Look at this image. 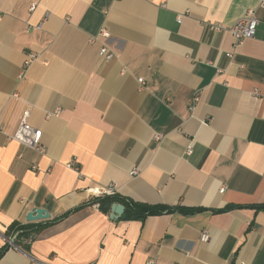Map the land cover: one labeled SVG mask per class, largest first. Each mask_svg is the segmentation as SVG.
Here are the masks:
<instances>
[{
  "label": "crops",
  "instance_id": "1",
  "mask_svg": "<svg viewBox=\"0 0 264 264\" xmlns=\"http://www.w3.org/2000/svg\"><path fill=\"white\" fill-rule=\"evenodd\" d=\"M263 1L0 0V250L42 224L0 264H264ZM27 110L45 153L12 139ZM110 184L161 212L111 218L89 191Z\"/></svg>",
  "mask_w": 264,
  "mask_h": 264
},
{
  "label": "built area",
  "instance_id": "2",
  "mask_svg": "<svg viewBox=\"0 0 264 264\" xmlns=\"http://www.w3.org/2000/svg\"><path fill=\"white\" fill-rule=\"evenodd\" d=\"M262 6L264 7V1L262 3ZM179 21L182 20V15L178 17ZM259 25V19L256 14L255 9H250L248 12L241 18H239L233 25L229 26L227 30H229L233 37H234V47L238 48L241 46L244 41L248 38L254 37L256 34L257 28ZM212 29L219 30L221 29L220 25H211ZM100 35H102L105 38H108L110 36L109 31L106 29H101ZM97 40V37H92L91 42H95ZM101 55H105L106 58H112L114 56V52L109 49L108 45L105 43L102 45L100 50ZM233 54L227 53V56L231 57ZM36 58L35 54L30 55V59L26 61V66L30 63L32 59ZM219 71H222V69H219ZM140 82H143L144 79L140 78ZM197 99V97H196ZM59 112H55L53 114H58ZM29 117H30V111L27 110L24 112L19 125L15 131V133L12 135V139L22 143L25 146H28L32 149L37 150L40 153H45L46 149L42 143V137L43 132L41 129H38L31 125L29 123ZM161 133H156L155 138L161 139L162 138ZM193 152V147L190 145L187 149V154L190 155ZM33 169L37 168V165L32 166ZM138 171L134 169L131 174H137ZM225 187H222L221 191H224ZM90 193L92 194L93 198L95 197H101L105 195H112L117 193L116 186L113 184L107 185V186H93L89 189ZM18 233H14L12 237L8 239L10 243H14L15 238L17 237ZM201 239L203 241H208L210 239V234L204 231L202 233ZM146 264H156L155 259H149ZM240 264H246V262L242 261Z\"/></svg>",
  "mask_w": 264,
  "mask_h": 264
},
{
  "label": "trees",
  "instance_id": "3",
  "mask_svg": "<svg viewBox=\"0 0 264 264\" xmlns=\"http://www.w3.org/2000/svg\"><path fill=\"white\" fill-rule=\"evenodd\" d=\"M115 202L122 203L125 206V210L123 213L124 219L144 220L148 215L158 214L161 212V208L135 201L133 199L121 196L119 193L95 197L90 201V203H97L99 208L105 213L110 212L112 204ZM235 207H244V205H228L220 209H215L214 211L225 212ZM248 207L256 208L258 210H264V203L248 205ZM68 214L69 213H66L62 215V217H65ZM41 227V223L29 222L28 224H21L18 221H14L6 230V235L10 237L14 233H18L17 237L14 240V243L24 249H27L31 242L36 238ZM10 247L11 244L7 242L1 248L0 256H2Z\"/></svg>",
  "mask_w": 264,
  "mask_h": 264
},
{
  "label": "water",
  "instance_id": "4",
  "mask_svg": "<svg viewBox=\"0 0 264 264\" xmlns=\"http://www.w3.org/2000/svg\"><path fill=\"white\" fill-rule=\"evenodd\" d=\"M125 210V206L122 203L115 202L112 205L111 218L119 219ZM50 218V213L43 207H35L31 209L27 214L28 221H35L40 219Z\"/></svg>",
  "mask_w": 264,
  "mask_h": 264
}]
</instances>
